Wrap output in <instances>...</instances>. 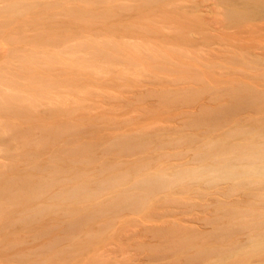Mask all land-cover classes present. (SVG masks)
Here are the masks:
<instances>
[{
	"label": "rangeland",
	"instance_id": "rangeland-1",
	"mask_svg": "<svg viewBox=\"0 0 264 264\" xmlns=\"http://www.w3.org/2000/svg\"><path fill=\"white\" fill-rule=\"evenodd\" d=\"M224 24L209 15L208 22L196 26L200 33L195 35H175L168 29L174 24L162 23L156 27L165 35L110 37L104 56L89 62L113 71L46 74L53 83L38 87L44 97L32 110L38 113L36 120L20 123L26 132L34 128L31 135L44 145L29 149L32 155L27 149H14L6 158L0 153V169L8 172L1 175L42 176L38 168L58 149H71L72 160L85 162L121 159L127 165L160 159L149 165L154 170L184 163L197 149H207L241 127L264 133V7L256 5L254 14L236 20L229 29ZM92 36L93 44L101 46L104 40ZM133 45L138 52L131 50ZM112 46L122 54L110 53ZM6 50L0 41V54ZM126 140L144 147L116 154L115 144ZM82 144L88 151L72 155ZM22 155L36 159V167L32 169ZM73 166L83 169L89 164ZM260 186L264 188L248 185L232 193L230 184L185 185L132 209L105 213L91 208L72 228L68 222H57L56 215L30 226L15 217L1 220L0 264H208L222 250L243 242L248 222L259 220L258 213L245 210H264V201L244 196ZM261 257L264 254L258 253L251 260ZM245 263L231 256L221 264Z\"/></svg>",
	"mask_w": 264,
	"mask_h": 264
},
{
	"label": "bare ground",
	"instance_id": "bare-ground-1",
	"mask_svg": "<svg viewBox=\"0 0 264 264\" xmlns=\"http://www.w3.org/2000/svg\"><path fill=\"white\" fill-rule=\"evenodd\" d=\"M255 4L264 7V0H0V41L7 46L5 55L0 54V153L5 158L12 157L14 149H27L30 152L29 149L44 145L43 141L31 135L34 128L27 127L26 132L20 123L24 120L32 124L36 120L38 113L33 115L32 110L44 97L38 87L53 83L46 74L56 72L59 76H65L70 71L92 74L113 71L112 67H95L89 62L104 56L103 50L108 47L110 37L118 40L165 35L161 32L162 28L156 27L162 23L174 24L168 29L175 35H195L200 33L196 26L208 22L209 15L215 20H223L224 28L229 29L236 20H246L254 14ZM92 35L104 40L101 46L93 44ZM120 45L124 49V45ZM113 46L110 53L122 54V50ZM131 50L138 52L139 48L133 45ZM61 55L69 61L60 60ZM21 103L27 107H20ZM67 130L65 128L61 132ZM261 132L256 127H241L233 136L211 143L207 153L202 152V148L197 149L191 158L197 155L227 157L233 154H244L249 158L264 157V133ZM10 141L18 146L15 148ZM115 145L116 154L119 155L144 147V143L135 140L118 141ZM86 146L75 147L72 155L88 151ZM70 150L53 151L52 156L45 159L46 165L38 168L42 176L14 173L4 178L1 174L8 172L0 169V221L15 217L22 225L30 226L47 215H56L57 222H68L69 225H66L72 228L79 222L76 218L91 208L105 213L132 209L143 206L165 191L182 190L185 185H202L191 182L165 187L158 183L139 182V177L152 169L149 165L160 159L151 158L150 162L135 161L127 165H123L121 159H92L85 162L72 160L68 156ZM25 156L22 155V158L32 169L35 168L36 159ZM166 161L171 162L172 159ZM188 162L168 163L167 167ZM75 163L89 166L77 169L73 166ZM11 167L12 164L3 169ZM228 184L231 185L230 192L238 193L241 187L263 185L264 180L249 176ZM260 187L244 197L264 201V188ZM247 208L245 211L250 215L258 213L255 218L259 220L251 224L248 222L247 228H244L243 242L222 250L208 264H221L231 256L243 263L247 261V264H264V257L251 260L258 253L264 254V210L252 206Z\"/></svg>",
	"mask_w": 264,
	"mask_h": 264
},
{
	"label": "clouds",
	"instance_id": "clouds-1",
	"mask_svg": "<svg viewBox=\"0 0 264 264\" xmlns=\"http://www.w3.org/2000/svg\"><path fill=\"white\" fill-rule=\"evenodd\" d=\"M208 151L202 150L204 153ZM249 176L264 180V157L249 158L244 154L227 157L197 155L190 158L187 164L149 170L139 177V182L158 183L165 187L191 182L223 185Z\"/></svg>",
	"mask_w": 264,
	"mask_h": 264
}]
</instances>
